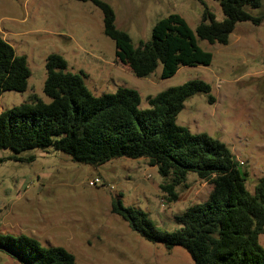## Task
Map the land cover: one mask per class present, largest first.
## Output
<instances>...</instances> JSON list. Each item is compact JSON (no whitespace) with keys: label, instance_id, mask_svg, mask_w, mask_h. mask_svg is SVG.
<instances>
[{"label":"rangeland","instance_id":"rangeland-1","mask_svg":"<svg viewBox=\"0 0 264 264\" xmlns=\"http://www.w3.org/2000/svg\"><path fill=\"white\" fill-rule=\"evenodd\" d=\"M115 12L116 26L138 47L152 38L155 24L170 15L181 16L196 36L208 9L217 21L225 16L215 0H102ZM260 24L241 22L228 45H211L196 37L202 51L213 56L209 66H181L161 79L162 67L147 78L136 77L116 57L115 43L104 33L103 14L93 2L79 0H0V37L27 60L31 77L25 92H5L0 113L36 95L45 103L48 56H62L68 71L83 74L96 97L120 88L137 91L140 110L148 97L199 80L210 95L192 96L177 124L192 134H208L232 152L247 190L253 194L264 177V2L252 10ZM0 150V234L28 236L44 247L72 253L77 264H194L180 246L168 250L151 243L113 214L111 202L148 214L162 232L178 228L175 217L190 205L207 201L211 185L189 175L188 189L168 203L160 186L163 178L145 159H113L95 167L78 163L53 147L22 154ZM99 180L96 185L91 182ZM264 248V234L260 236ZM0 264H22L0 250Z\"/></svg>","mask_w":264,"mask_h":264},{"label":"trees","instance_id":"trees-1","mask_svg":"<svg viewBox=\"0 0 264 264\" xmlns=\"http://www.w3.org/2000/svg\"><path fill=\"white\" fill-rule=\"evenodd\" d=\"M79 1H91L101 10L104 33L115 43V55L122 64L138 78L151 76L161 66V79L174 76L181 66H209L213 56L201 50L196 37L211 45H228L239 23L262 22L263 16H254L252 10L264 2L215 0L224 20L217 21L206 9L196 36L181 16L170 15L155 24L151 40L135 47L129 34L117 28L108 3ZM46 75L44 93L50 103L33 95L28 102L0 113V150H12L21 161L27 151L53 147L95 167L122 157L145 159L163 178L160 189L168 203L178 200V189H188L189 175L195 174L211 185V192L207 201L190 205L175 217L178 228L174 231H159L148 214L124 207L120 199H112V212L147 241L163 243L168 250L184 248L194 264H264L259 242L264 234V177L251 194L224 143L177 124L192 96L206 95L214 103L207 83L194 80L169 88L148 97L149 109L140 110L141 98L134 90L120 88L94 96L84 75L69 72L60 55L48 56ZM30 77L26 58L0 37V97L9 91L25 92ZM0 248L21 258L22 264H77L64 248H47L28 236L0 234Z\"/></svg>","mask_w":264,"mask_h":264},{"label":"water","instance_id":"water-1","mask_svg":"<svg viewBox=\"0 0 264 264\" xmlns=\"http://www.w3.org/2000/svg\"><path fill=\"white\" fill-rule=\"evenodd\" d=\"M0 250H4L5 252L9 253L11 256H14L17 260L23 263V260L21 258H19L18 256H15L13 253L7 251L6 249L0 248Z\"/></svg>","mask_w":264,"mask_h":264},{"label":"built area","instance_id":"built-area-1","mask_svg":"<svg viewBox=\"0 0 264 264\" xmlns=\"http://www.w3.org/2000/svg\"><path fill=\"white\" fill-rule=\"evenodd\" d=\"M99 182H100L99 180H95L94 182H91L90 185H96Z\"/></svg>","mask_w":264,"mask_h":264}]
</instances>
